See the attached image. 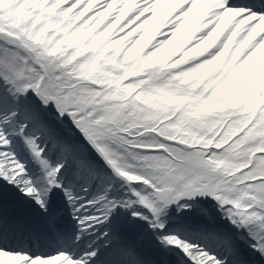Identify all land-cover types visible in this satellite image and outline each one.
I'll use <instances>...</instances> for the list:
<instances>
[{"label":"snow or ice","instance_id":"snow-or-ice-1","mask_svg":"<svg viewBox=\"0 0 264 264\" xmlns=\"http://www.w3.org/2000/svg\"><path fill=\"white\" fill-rule=\"evenodd\" d=\"M0 264H264V0H0Z\"/></svg>","mask_w":264,"mask_h":264}]
</instances>
